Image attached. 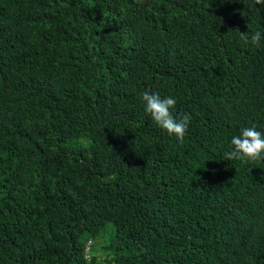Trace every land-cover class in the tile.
I'll return each mask as SVG.
<instances>
[{
  "label": "trees",
  "instance_id": "obj_1",
  "mask_svg": "<svg viewBox=\"0 0 264 264\" xmlns=\"http://www.w3.org/2000/svg\"><path fill=\"white\" fill-rule=\"evenodd\" d=\"M256 31L250 0H0V264H264V157L224 155L264 134Z\"/></svg>",
  "mask_w": 264,
  "mask_h": 264
},
{
  "label": "clouds",
  "instance_id": "obj_2",
  "mask_svg": "<svg viewBox=\"0 0 264 264\" xmlns=\"http://www.w3.org/2000/svg\"><path fill=\"white\" fill-rule=\"evenodd\" d=\"M252 5H264V0H250ZM259 31L249 36L246 32H240V39L245 43L259 46L262 40ZM144 110L151 116L155 123L166 130L169 135H175L182 143L191 114L185 113L179 120H176L170 109L175 106L176 100L172 97L161 98L156 93H142ZM232 150L225 152L226 160H240L249 162L264 157V134L256 129L255 126L242 128L238 135H234L230 141Z\"/></svg>",
  "mask_w": 264,
  "mask_h": 264
},
{
  "label": "rangeland",
  "instance_id": "obj_3",
  "mask_svg": "<svg viewBox=\"0 0 264 264\" xmlns=\"http://www.w3.org/2000/svg\"><path fill=\"white\" fill-rule=\"evenodd\" d=\"M88 246H89V244H88Z\"/></svg>",
  "mask_w": 264,
  "mask_h": 264
}]
</instances>
